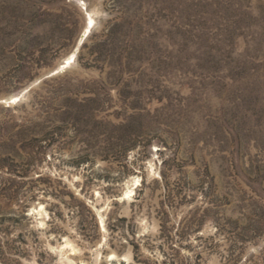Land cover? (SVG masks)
Returning <instances> with one entry per match:
<instances>
[{
    "label": "rangeland",
    "instance_id": "1",
    "mask_svg": "<svg viewBox=\"0 0 264 264\" xmlns=\"http://www.w3.org/2000/svg\"><path fill=\"white\" fill-rule=\"evenodd\" d=\"M0 264H264V0H0Z\"/></svg>",
    "mask_w": 264,
    "mask_h": 264
},
{
    "label": "bare ground",
    "instance_id": "2",
    "mask_svg": "<svg viewBox=\"0 0 264 264\" xmlns=\"http://www.w3.org/2000/svg\"><path fill=\"white\" fill-rule=\"evenodd\" d=\"M92 23H93V20H92V18H91V20H90Z\"/></svg>",
    "mask_w": 264,
    "mask_h": 264
}]
</instances>
